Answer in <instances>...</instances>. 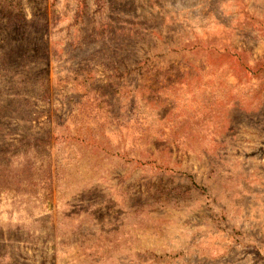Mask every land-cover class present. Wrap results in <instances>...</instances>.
<instances>
[{
    "label": "rangeland",
    "instance_id": "rangeland-1",
    "mask_svg": "<svg viewBox=\"0 0 264 264\" xmlns=\"http://www.w3.org/2000/svg\"><path fill=\"white\" fill-rule=\"evenodd\" d=\"M0 264H264V0H0Z\"/></svg>",
    "mask_w": 264,
    "mask_h": 264
}]
</instances>
